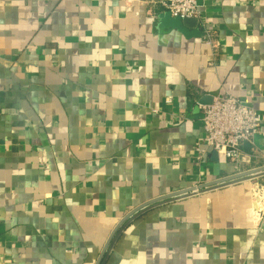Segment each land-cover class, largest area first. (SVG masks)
<instances>
[{"label":"crops","instance_id":"obj_1","mask_svg":"<svg viewBox=\"0 0 264 264\" xmlns=\"http://www.w3.org/2000/svg\"><path fill=\"white\" fill-rule=\"evenodd\" d=\"M199 12L183 33L148 0H0V264H97L135 209L264 168V0ZM222 94L263 119L238 164L203 142ZM257 187L155 204L105 264H264Z\"/></svg>","mask_w":264,"mask_h":264},{"label":"built area","instance_id":"obj_2","mask_svg":"<svg viewBox=\"0 0 264 264\" xmlns=\"http://www.w3.org/2000/svg\"><path fill=\"white\" fill-rule=\"evenodd\" d=\"M206 0H148L172 18L199 20V7ZM205 133L203 142L218 156L239 163L242 146L250 143L263 122L260 113L242 104L237 97L222 94L212 98L208 105L200 106ZM197 152L200 150L197 148ZM257 203L264 200L263 188L254 193Z\"/></svg>","mask_w":264,"mask_h":264},{"label":"water","instance_id":"obj_3","mask_svg":"<svg viewBox=\"0 0 264 264\" xmlns=\"http://www.w3.org/2000/svg\"><path fill=\"white\" fill-rule=\"evenodd\" d=\"M160 22L166 23L170 28H173L179 32H183L186 33L187 30H192L194 33H200L201 30L200 28H198V19L196 18H187V19H179V18H172L169 13L165 12L164 14H162L160 17ZM210 104V103H209ZM208 105V104H207ZM264 175V168L263 169H258V170H253L250 172H246L243 174H237L234 176H231L229 178H225L222 180H219L217 182H214L212 184H207V185H202L199 186L198 188H194L191 190H187L184 192H179L170 196H166L164 198H161L159 200H155L153 202L144 204L143 206L135 209L133 212H131L124 220H122V222H120V224L116 227V229L114 230L110 241L108 242L104 252L102 253V255L100 256L97 264H105L106 259L114 245V243L116 242L117 238L119 237V235L121 234V232L124 230V228L136 217H138L139 215H141L142 213L150 210L151 208L155 207L157 203L161 202V201H165V202H173L176 200H180L182 198L188 197V196H192L196 193H202L205 191H210L213 190L215 188H219V187H223L225 185L228 184H233V183H237V182H241V181H248V180H252L255 178H258L260 176ZM158 205V204H157Z\"/></svg>","mask_w":264,"mask_h":264}]
</instances>
